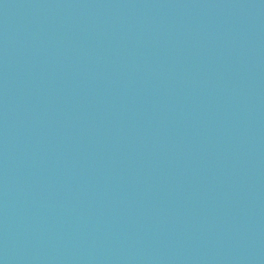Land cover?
Listing matches in <instances>:
<instances>
[{"label": "water", "instance_id": "water-1", "mask_svg": "<svg viewBox=\"0 0 264 264\" xmlns=\"http://www.w3.org/2000/svg\"><path fill=\"white\" fill-rule=\"evenodd\" d=\"M0 264H264V0H0Z\"/></svg>", "mask_w": 264, "mask_h": 264}]
</instances>
